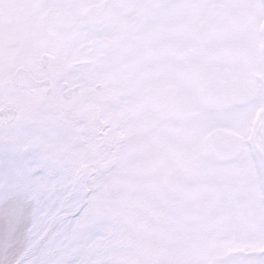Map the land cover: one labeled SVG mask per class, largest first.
I'll use <instances>...</instances> for the list:
<instances>
[{"label":"snow or ice","instance_id":"6c2138e0","mask_svg":"<svg viewBox=\"0 0 264 264\" xmlns=\"http://www.w3.org/2000/svg\"><path fill=\"white\" fill-rule=\"evenodd\" d=\"M0 264H264V0H0Z\"/></svg>","mask_w":264,"mask_h":264}]
</instances>
